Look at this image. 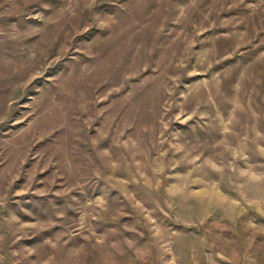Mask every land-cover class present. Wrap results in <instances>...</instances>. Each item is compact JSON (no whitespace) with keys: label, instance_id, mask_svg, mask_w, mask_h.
I'll use <instances>...</instances> for the list:
<instances>
[{"label":"rangeland","instance_id":"1","mask_svg":"<svg viewBox=\"0 0 264 264\" xmlns=\"http://www.w3.org/2000/svg\"><path fill=\"white\" fill-rule=\"evenodd\" d=\"M0 264H264V0H0Z\"/></svg>","mask_w":264,"mask_h":264}]
</instances>
